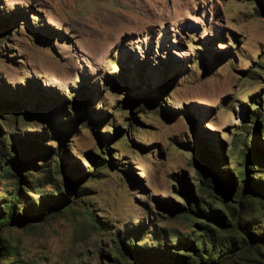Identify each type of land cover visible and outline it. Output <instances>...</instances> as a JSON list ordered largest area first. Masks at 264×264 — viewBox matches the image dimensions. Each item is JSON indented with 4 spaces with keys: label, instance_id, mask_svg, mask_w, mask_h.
Instances as JSON below:
<instances>
[{
    "label": "rangeland",
    "instance_id": "1",
    "mask_svg": "<svg viewBox=\"0 0 264 264\" xmlns=\"http://www.w3.org/2000/svg\"><path fill=\"white\" fill-rule=\"evenodd\" d=\"M0 264H264V0H0Z\"/></svg>",
    "mask_w": 264,
    "mask_h": 264
}]
</instances>
